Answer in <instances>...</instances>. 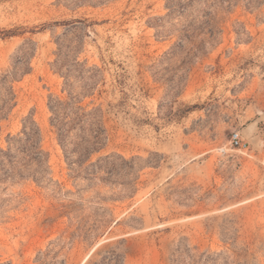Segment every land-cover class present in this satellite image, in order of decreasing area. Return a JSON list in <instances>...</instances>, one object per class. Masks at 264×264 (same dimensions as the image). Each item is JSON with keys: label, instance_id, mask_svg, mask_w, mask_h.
I'll return each instance as SVG.
<instances>
[{"label": "rangeland", "instance_id": "rangeland-1", "mask_svg": "<svg viewBox=\"0 0 264 264\" xmlns=\"http://www.w3.org/2000/svg\"><path fill=\"white\" fill-rule=\"evenodd\" d=\"M248 1L0 0V264H264V2ZM30 119L42 165L18 145Z\"/></svg>", "mask_w": 264, "mask_h": 264}, {"label": "trees", "instance_id": "trees-1", "mask_svg": "<svg viewBox=\"0 0 264 264\" xmlns=\"http://www.w3.org/2000/svg\"><path fill=\"white\" fill-rule=\"evenodd\" d=\"M224 2H229V1H236V0H223ZM264 0H255L254 2H252L251 0H249L247 2V6L254 4V5H257L259 3H263ZM184 6H180L181 9H184L183 8ZM6 76L2 77L1 80L2 82H5L6 81ZM14 101V95H13V92H12V89L9 88L7 94H6V97L5 98H2L0 99V118H1V115H3L5 113V110L8 108V106ZM50 110L54 113V119L52 120V125L56 128V131H57V137L59 139V142L64 150V153H65V156H66V159H68V165L69 167H71L73 161L70 159V156H68L70 152H68V149L65 145V140H66V127H67V123L66 121L64 120H60L59 117L56 116V113H55V108L53 106H49ZM82 111H84V109H82ZM22 133H23V139H18V145L20 147V152L22 154L25 155L26 157V162L27 163H33L35 162L37 165H42L44 162H47V159L46 156H45V153L43 152V150L41 149V145H40V129L39 127L37 126V124L32 120L30 119V122L28 123V126L27 124L23 126L22 128ZM91 133V131H90ZM91 135V138H92V141H88V144H89V147H86V146H81L80 148H75L73 150L72 153H76L78 156L82 155V152L83 153H87V155L92 152L94 149H97L99 147V145L101 144V141L99 140V137L98 135H93V134H90ZM0 154H2V157H0V168L1 170L4 172V174H7L5 169H4V166H3V162H5V160H7L8 162L10 161V159L12 158V154H11V146H8L7 150L6 151H0ZM4 157V159H3ZM106 159H102L101 161H97L96 162V167H98L100 169V164L102 161H105ZM90 168V171H92L93 173L96 172L94 171L95 168L92 164H90L89 166ZM71 169V168H70ZM73 170V169H72ZM18 173V176L19 177H22L21 175V172H17ZM31 175V177L33 178V180H35L36 182H40V179L42 178V176L40 174H38V176L36 174H29ZM103 261H106L105 263H108V264H119L120 263V260L118 259V257H113V256H110V257H105L104 259H102Z\"/></svg>", "mask_w": 264, "mask_h": 264}, {"label": "built area", "instance_id": "built-area-1", "mask_svg": "<svg viewBox=\"0 0 264 264\" xmlns=\"http://www.w3.org/2000/svg\"><path fill=\"white\" fill-rule=\"evenodd\" d=\"M230 144L238 148H245V144L241 141L237 133L233 134L230 138Z\"/></svg>", "mask_w": 264, "mask_h": 264}]
</instances>
